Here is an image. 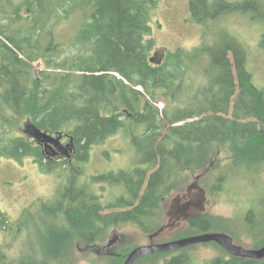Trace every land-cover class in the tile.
<instances>
[{"label":"trees","instance_id":"16d2710c","mask_svg":"<svg viewBox=\"0 0 264 264\" xmlns=\"http://www.w3.org/2000/svg\"><path fill=\"white\" fill-rule=\"evenodd\" d=\"M158 3L0 0V160L30 158L44 174L65 169L69 179L59 197L68 200L64 214L85 223L94 240L106 227L120 223L135 224L148 235L156 232L161 227L159 204L184 173L208 165L213 145L229 150L236 169L264 164V89L252 84L245 48L224 31L214 43L177 48L158 63L152 28ZM188 8L190 21L197 25L250 15L264 28L260 0H189ZM72 21L75 31L64 39L59 27ZM260 45L264 49V29ZM37 62L41 69L34 67ZM200 64L206 84L194 88L189 75L194 79ZM160 102L165 103L161 110ZM26 123L41 132L71 137V159L48 156L43 144L24 133ZM117 134L129 139L137 155L135 166L92 177L93 184L79 187L91 149ZM227 174L217 179L211 192L221 190ZM96 185L122 186L126 196L104 205L93 189ZM107 210L111 212L105 214ZM215 223L204 213L188 227L194 233L214 232L219 230ZM9 224L0 211V230L6 231ZM55 250V244L45 246L43 264L52 263ZM185 251L156 256H171L163 264H194ZM208 264L264 261L227 255Z\"/></svg>","mask_w":264,"mask_h":264},{"label":"rangeland","instance_id":"374dc122","mask_svg":"<svg viewBox=\"0 0 264 264\" xmlns=\"http://www.w3.org/2000/svg\"><path fill=\"white\" fill-rule=\"evenodd\" d=\"M188 4L189 0H159L152 19L157 54L155 58L161 59L166 52H172L177 48L192 50L202 42L214 43L225 31L239 40L245 48L247 69L252 75V84L256 88L264 89V49L260 45L264 29L262 23L252 20L250 15H228L207 25H197L190 21ZM2 18L0 16L1 23L4 22ZM156 23L160 26L158 27ZM74 31L75 21L66 22L59 27V35L64 39L70 38ZM34 67L41 69L42 63L37 62ZM197 68L199 74L194 76V79L191 73L189 75L190 84L194 85V88L206 84V81L201 79L204 65L200 64ZM157 106L161 110L165 103L160 102ZM63 143H65L63 146H66L68 142ZM207 157V161L210 162L204 169L184 173L178 187L159 204L156 213L159 224L163 226L168 222L166 204L173 203L172 199L176 194L184 193L185 187L193 183L195 176L207 169V174L202 175L199 180L200 185H204L206 189L205 213L215 219V229L228 232L241 246L254 247V243L256 245L258 241L253 242L245 231L242 232L240 225L243 224L245 216L247 218L248 212L257 215V218L255 217L257 220L264 218V164L253 165L255 166H252L253 168L236 169L230 163L229 150L216 145H213ZM135 162L137 155L129 139L123 134L112 136L103 145L91 149L89 161L84 168L85 176L78 178V185L89 187L93 184L92 177L129 170L135 166ZM231 169L232 172H227ZM222 174L227 176L221 190L211 192ZM68 177L65 169L52 174L41 173L30 158L22 162L0 160V211L7 216L9 222L10 220L13 222H10L6 231L0 230V260L4 257L6 263L41 264L44 246L55 244L57 240H60L59 244L62 246L65 239L64 249H61L58 256L64 259L66 264H122L132 249L148 244V234L131 223L110 226L93 246L86 244L85 239L89 230L85 223H79L75 218L63 215L68 207V200L61 205L59 211L54 209L59 203L57 200L63 193ZM100 186L110 188L107 190L98 185L93 186V189H97L95 192L104 195L101 198L104 205L111 203L116 197L126 196L122 186ZM110 212L107 210L104 213ZM15 221L17 223H14ZM260 230L259 228L258 239L264 235H260ZM191 235H194V232L181 223L172 231H164L154 239V242L162 243ZM115 237L117 240L112 249L105 254L104 245ZM97 250L102 253L97 254ZM185 253L192 256L194 264H208L215 258L226 259L228 255L212 243L196 245L186 249ZM166 256L152 255L135 264H163L165 258L171 257Z\"/></svg>","mask_w":264,"mask_h":264},{"label":"water","instance_id":"95a60500","mask_svg":"<svg viewBox=\"0 0 264 264\" xmlns=\"http://www.w3.org/2000/svg\"><path fill=\"white\" fill-rule=\"evenodd\" d=\"M23 131L28 136L33 138L36 142L43 144L46 148H51L54 151V154H57L58 152L62 156L69 157L70 153L73 152V140L68 135H51L46 132H41L33 125L27 123L23 125ZM63 137H66L69 140L66 146H63L60 143V140ZM202 175L203 172L195 176L193 183L190 184L186 190L188 202L182 208V218L175 220V217L172 218L170 213L168 212L166 214L168 217V222L149 236L150 243L148 245L138 246L132 249L127 255L123 264H135L141 258L149 255L168 253L190 246L206 243H214L218 245L222 250H224L233 258L257 261L264 260V246L257 250L246 249L243 246L233 244L232 238L227 234L221 232H205L200 235L180 238L165 243H154L153 240L164 231H172L178 228L183 221H187L191 218L205 213L206 191L198 184V180Z\"/></svg>","mask_w":264,"mask_h":264},{"label":"flooded vegetation","instance_id":"af4514ba","mask_svg":"<svg viewBox=\"0 0 264 264\" xmlns=\"http://www.w3.org/2000/svg\"><path fill=\"white\" fill-rule=\"evenodd\" d=\"M154 56H156L157 54H156V52H154V54H153ZM164 56V55H163ZM162 60V58L160 59L159 58V60H158V63L160 62ZM32 139V138H31ZM63 141H67L68 142V139L67 138H65V137H63L61 140H60V143L62 144V145H64L65 143H63ZM68 144V143H67ZM66 144V145H67ZM42 147H44V151L47 153V155L49 154V155H52V157H54V159H56V160H59V158H65V159H68V160H70L71 159V154H73L74 153V149H73V152H71L70 153V156L69 157H65V156H62V155H60V153H58L57 152V154L55 153L54 154V151L51 149V148H49V147H45L44 145L42 146ZM48 155V156H49ZM52 157H50V158H52ZM202 178V176L200 177V179ZM199 179V180H200ZM199 180H198V184H199V186L201 187V188H203V189H205V187H204V185H200V183H199ZM190 185V184H189ZM189 185H187L186 187H185V192L184 193H181V194H176V196L172 199V201H173V203L171 202V203H169V205H168V203L166 204V206H165V209L167 210V212H166V214L169 212L170 213V215H171V217L172 218H174L175 217V220H177V219H181L182 218V214H181V211H182V208H183V206L188 202V197L186 196V190H187V188L189 187ZM104 189H110V188H104ZM205 191H206V189H205ZM103 196L104 195H102L101 196V198H103ZM116 198H118V197H116ZM59 203H58V205H56V206H54V209L56 210V211H59V209H61V205H63V203L64 202H61V200H60V198H59V201H58ZM101 202H102V200H101ZM103 204V203H102ZM171 210V211H170ZM204 214V213H203ZM203 214H200V215H198V216H196V217H194V218H191V219H189V220H187V221H183L182 222V224L183 225H185V226H187L188 227V225H189V223H190V221H192V220H194L195 218H197V217H199V216H202ZM64 215V217H66V215L65 214H63ZM105 215V214H104ZM54 216H58V215H54ZM75 217V216H74ZM257 218V215H255V214H251L250 216L249 215H247V218H246V216H245V220H244V222H243V224L242 225H240V227H241V229H242V232H244L245 231V234H247L248 235V237L251 239V240H253V242L254 241H258V243H256V245H255V243H254V247H252V248H246V247H244V248H246V249H251V250H257V249H260V248H262L263 246H264V218H262L261 220H257L256 218ZM10 222L11 223H13L12 222V220H10ZM14 223H17L16 221L14 222ZM82 223V222H81ZM19 225H22V224H20V223H18ZM18 225V226H19ZM117 225H119V224H117ZM12 226H13V224H12ZM113 226H116V225H113ZM137 226V225H136ZM162 227V226H161ZM189 228V227H188ZM261 229L260 230V235H263V238H261V239H258V235H259V231H258V229ZM106 229H108V227H106ZM104 232H106V231H104ZM215 232H221V233H225L224 231H222V230H217V231H215ZM63 233V232H62ZM111 234H113V232L111 233ZM153 234V233H152ZM200 234H202V233H194V235H191V236H196V235H200ZM225 234H227L228 236H230L231 238H232V241H233V244H235V245H240V244H238V243H236L235 241H234V239H233V237L229 234V233H225ZM92 235H93V233L92 232H89L88 233V235H87V237L88 236H90V239L89 240H86L85 239V241H86V244H88L90 247L91 246H93L95 243L94 242H96V241H98L100 238H102V236L104 235V233H103V235H101V237L99 238V239H97V240H94V239H92ZM151 235V234H150ZM150 235H148V239H149V236ZM58 237H59V235H57ZM60 237H61V235H60ZM185 237H190V236H185ZM185 237H183V238H185ZM65 238H66V236H65ZM180 239V238H179ZM115 240H117V238L115 237L114 239H112L111 241H109V242H107L105 245H104V247H103V251H104V253L105 254H108L109 253V251L112 249V247H113V245H114V243H115ZM174 240H177V239H174ZM153 241H155V240H153ZM171 241H173V240H171ZM59 242H60V240H57L56 241V243H55V247H56V250L53 252V255H54V257H53V259H52V263L51 262H49V263H47V264H66L65 263V260L64 259H62L61 257H59L58 256V253H60L61 252V249L63 250L64 249V243H65V239L63 240V242H62V246L59 244ZM167 242H169V241H167ZM150 243V240H149V242H148V244ZM155 243V242H154ZM162 243H165V242H162ZM251 243H252V241H251ZM147 244V245H148ZM155 244H158V243H155ZM198 245H203V244H198ZM48 246V245H47ZM141 246H143V245H141ZM241 246V245H240ZM193 247H196V245H194V246H190V247H187V248H184V249H180V250H176V251H172V252H170V253H175V252H179V251H182V250H186V249H188V248H193ZM219 247V246H218ZM221 248V247H220ZM100 253H102V251H100V250H97V254H100ZM42 254H45V246H44V248H43V252H42ZM129 254V253H128ZM127 254V255H128ZM127 255H126V257H127ZM154 255H157V254H154ZM149 256H152V255H149ZM149 256H146V257H144V258H141V259H146V258H148ZM126 257L124 258V260H123V263H124V261H125V259H126ZM140 259V260H141ZM140 260H138V261H140ZM137 261V262H138ZM253 261H257V260H253ZM261 261H264V260H261ZM122 263V264H123ZM10 264H12V263H10ZM41 264H43V262H41Z\"/></svg>","mask_w":264,"mask_h":264}]
</instances>
